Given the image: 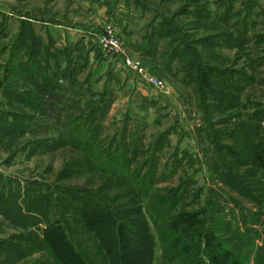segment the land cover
Instances as JSON below:
<instances>
[{
	"label": "rangeland",
	"instance_id": "374dc122",
	"mask_svg": "<svg viewBox=\"0 0 264 264\" xmlns=\"http://www.w3.org/2000/svg\"><path fill=\"white\" fill-rule=\"evenodd\" d=\"M261 151L264 0H0V264H264Z\"/></svg>",
	"mask_w": 264,
	"mask_h": 264
},
{
	"label": "trees",
	"instance_id": "16d2710c",
	"mask_svg": "<svg viewBox=\"0 0 264 264\" xmlns=\"http://www.w3.org/2000/svg\"><path fill=\"white\" fill-rule=\"evenodd\" d=\"M48 49H49L48 47L45 48L44 53H46V55H49V53H50ZM30 51H31V53L34 52V46L30 47ZM55 58H57V57H55ZM44 59H45L46 64H49V62L47 60V56H45ZM35 62H37V61L35 60ZM33 67L36 69V72H34L35 73V75H34L35 77H33L34 80H32L31 82L32 83L34 82V84H36V85H37V83H38V85H42V88H43V86L47 87V88H43V90H42L43 94L45 93L44 89H48V87H50L52 89H56V90H58L60 88L61 91H64L65 84H64V86L58 84V82L56 80L55 81L53 80L52 76H55L56 73L64 75V73L68 72V70L64 69L63 72H60V68L59 67H56V68L53 67V69L50 72H48V71H43V70L42 71H37L39 66L37 67L35 65ZM70 74H71V72L69 74H67V75H70ZM29 78L31 79V76ZM59 79H61V78H59ZM52 94H54V93H52ZM259 155H260L261 159H263L264 151H261ZM263 167H264V162H263ZM70 203H71V201H70ZM99 203L100 202H93L91 200H84L81 203V205L77 204L76 209L79 210V217L83 218V219L85 218V220L87 222L86 225L89 227V229L94 230V232H96V233L97 232L99 233L101 230H115V232H116V230L117 231L124 230L123 227H121L123 225V223L121 224V222H119V220H118V222H117V220H115V218H117V216L111 211L108 212L104 208V206L101 205V203L100 204ZM104 219H107V221H108L107 224L104 222ZM48 227L51 228V229L53 228L52 226H48ZM48 231L49 230H44V232L46 234V238H47V240L50 239L49 240L50 242H53L52 245L54 247L55 244H54L53 239H54V237H57V234H55L54 232L52 233V230H50L51 233L49 234V233H47ZM56 231H58V233H60V235H61L60 238H59L61 240V242L62 243L66 242L67 238H66V235H64V230H62V228H60V229L57 228ZM126 233L129 235V231H126ZM130 233H131L132 236H134V234H132L131 231H130ZM104 235H106V234H104ZM141 238L137 237V240L142 241L143 238H145V235H144V237H141ZM56 241H58V240H56ZM107 242L108 241H105V242L103 241V245H102V243H101V245L103 246L104 251L106 250L107 252L108 251L112 252L111 248L107 246V244H108ZM143 242H144V240L142 241V243ZM58 244H59V242H58ZM56 248H57L56 250L59 251L58 254H60L59 255L60 260H59V257H58V262H60V264H63V263L70 264L69 263L70 259L66 256V254L64 252V246H57L56 245ZM213 251H214V249H213ZM217 254L220 255V253H217ZM219 255L215 256L216 257V261L220 260V256ZM67 259H69V261ZM149 264H150V261H149ZM191 264H192V262H191Z\"/></svg>",
	"mask_w": 264,
	"mask_h": 264
},
{
	"label": "built area",
	"instance_id": "2783aa9c",
	"mask_svg": "<svg viewBox=\"0 0 264 264\" xmlns=\"http://www.w3.org/2000/svg\"><path fill=\"white\" fill-rule=\"evenodd\" d=\"M110 42L113 43V41H111V40H110ZM124 62L128 66V68H130L134 71H138V72L142 73L143 75H145L144 74L145 70H144V68H142V66L138 60L136 61V60L130 58L129 56L125 55ZM149 81H150V79H149ZM152 84L157 86V85H161V82L157 81V80H153Z\"/></svg>",
	"mask_w": 264,
	"mask_h": 264
}]
</instances>
